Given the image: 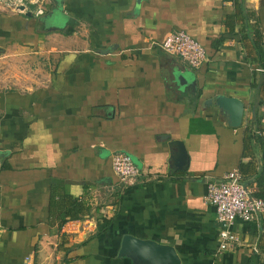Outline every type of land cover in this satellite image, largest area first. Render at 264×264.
I'll return each mask as SVG.
<instances>
[{
	"label": "crops",
	"instance_id": "0c3cea01",
	"mask_svg": "<svg viewBox=\"0 0 264 264\" xmlns=\"http://www.w3.org/2000/svg\"><path fill=\"white\" fill-rule=\"evenodd\" d=\"M48 1L0 11V264H170L121 255L126 235L180 264H264V217L236 221L241 246L220 252L206 201L234 169L264 195V0ZM177 31L205 47L200 68L162 48ZM222 96L243 103L240 125Z\"/></svg>",
	"mask_w": 264,
	"mask_h": 264
},
{
	"label": "built area",
	"instance_id": "2783aa9c",
	"mask_svg": "<svg viewBox=\"0 0 264 264\" xmlns=\"http://www.w3.org/2000/svg\"><path fill=\"white\" fill-rule=\"evenodd\" d=\"M0 9L17 13L32 12L43 16L47 12L48 0H3ZM23 7V9H22ZM169 54L183 59L191 68L198 69L208 61L205 47L185 31L169 35L162 43ZM115 175L126 186H135L143 176L130 155L118 152L112 156ZM206 201L215 208L216 220L220 225L219 251L226 252L241 246L239 237L232 227L236 221L257 222L264 217V199L256 196L243 182L240 170L234 169L222 180L208 183Z\"/></svg>",
	"mask_w": 264,
	"mask_h": 264
},
{
	"label": "water",
	"instance_id": "95a60500",
	"mask_svg": "<svg viewBox=\"0 0 264 264\" xmlns=\"http://www.w3.org/2000/svg\"><path fill=\"white\" fill-rule=\"evenodd\" d=\"M23 9V7H22ZM28 16H32V13H27ZM217 106L227 112L234 126L240 125L244 112L243 103L234 97L222 96L217 101ZM175 147L177 148V154L173 156L175 165L179 168L187 162L188 153L182 142L176 141ZM136 251V258L141 259V255L146 257L150 261L156 263L180 264V259L175 248L171 245L162 244L151 239H141L132 235H126L123 239L121 255H129L132 258Z\"/></svg>",
	"mask_w": 264,
	"mask_h": 264
},
{
	"label": "rangeland",
	"instance_id": "374dc122",
	"mask_svg": "<svg viewBox=\"0 0 264 264\" xmlns=\"http://www.w3.org/2000/svg\"><path fill=\"white\" fill-rule=\"evenodd\" d=\"M2 3H4L3 0H0V4H2ZM0 11H1V12H5V11H3L2 9H0ZM58 17H59V16H57V11H56V12H55V15H54L53 18L51 19V22H50V23H53V22H54V24H55L56 21L58 22V20H59ZM48 19H50V17H49ZM57 22H56V23H57Z\"/></svg>",
	"mask_w": 264,
	"mask_h": 264
},
{
	"label": "trees",
	"instance_id": "16d2710c",
	"mask_svg": "<svg viewBox=\"0 0 264 264\" xmlns=\"http://www.w3.org/2000/svg\"><path fill=\"white\" fill-rule=\"evenodd\" d=\"M262 198H264V195H261ZM111 221H106L107 224H109Z\"/></svg>",
	"mask_w": 264,
	"mask_h": 264
}]
</instances>
